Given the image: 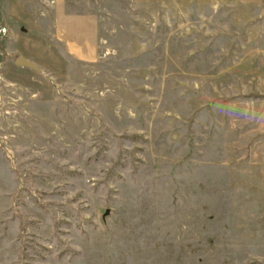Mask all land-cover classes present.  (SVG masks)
Returning a JSON list of instances; mask_svg holds the SVG:
<instances>
[{
  "label": "rangeland",
  "instance_id": "obj_1",
  "mask_svg": "<svg viewBox=\"0 0 264 264\" xmlns=\"http://www.w3.org/2000/svg\"><path fill=\"white\" fill-rule=\"evenodd\" d=\"M0 264H264V0H0Z\"/></svg>",
  "mask_w": 264,
  "mask_h": 264
},
{
  "label": "water",
  "instance_id": "obj_2",
  "mask_svg": "<svg viewBox=\"0 0 264 264\" xmlns=\"http://www.w3.org/2000/svg\"><path fill=\"white\" fill-rule=\"evenodd\" d=\"M15 63L18 65V66H21V67H26V68H30V69H33L35 71H39V67L32 61V60H29V59H26L24 56L22 55H19L16 60H15Z\"/></svg>",
  "mask_w": 264,
  "mask_h": 264
}]
</instances>
